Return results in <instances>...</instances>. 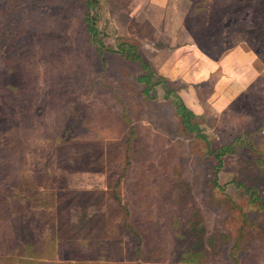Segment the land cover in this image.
<instances>
[{
    "label": "rangeland",
    "instance_id": "374dc122",
    "mask_svg": "<svg viewBox=\"0 0 264 264\" xmlns=\"http://www.w3.org/2000/svg\"><path fill=\"white\" fill-rule=\"evenodd\" d=\"M234 49L264 0H0V264H264V77L195 130L168 77Z\"/></svg>",
    "mask_w": 264,
    "mask_h": 264
},
{
    "label": "crops",
    "instance_id": "0c3cea01",
    "mask_svg": "<svg viewBox=\"0 0 264 264\" xmlns=\"http://www.w3.org/2000/svg\"><path fill=\"white\" fill-rule=\"evenodd\" d=\"M183 58L186 64L188 57L184 56ZM257 60L256 53L254 55L251 51L234 49L218 59L198 61L195 68L189 67L188 72L184 70L182 77L176 75L178 69L176 64L173 68H170L168 77L173 80L179 77L188 78L189 80L196 79L197 83L194 82V85L209 82L213 79L211 92L205 102L196 89L187 91L183 100L187 108L196 116L204 114L206 111L205 105L218 114L231 109L240 97L246 95V93L249 94V91L255 86L260 77H264V70L260 71L258 69ZM192 73L195 74V77Z\"/></svg>",
    "mask_w": 264,
    "mask_h": 264
},
{
    "label": "trees",
    "instance_id": "16d2710c",
    "mask_svg": "<svg viewBox=\"0 0 264 264\" xmlns=\"http://www.w3.org/2000/svg\"><path fill=\"white\" fill-rule=\"evenodd\" d=\"M138 60L141 62L140 64L142 65V67L146 71H148V75L144 79L147 81H151L153 75L156 74L152 64L149 61H147L146 59H144L143 57H138ZM173 98H174V102H175L177 109H178L177 114L181 117L183 124L185 126H187V128L189 130L197 129L195 126H193V120L195 119L196 115L187 108V106L184 104V102L182 101V99L179 96L175 95Z\"/></svg>",
    "mask_w": 264,
    "mask_h": 264
}]
</instances>
